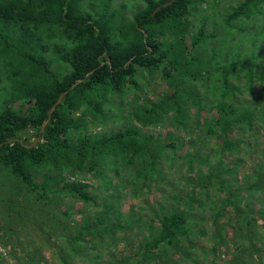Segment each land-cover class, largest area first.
I'll return each mask as SVG.
<instances>
[{"label": "trees", "instance_id": "trees-1", "mask_svg": "<svg viewBox=\"0 0 264 264\" xmlns=\"http://www.w3.org/2000/svg\"><path fill=\"white\" fill-rule=\"evenodd\" d=\"M258 16L264 0H0V205L45 225L59 264H264Z\"/></svg>", "mask_w": 264, "mask_h": 264}, {"label": "rangeland", "instance_id": "rangeland-1", "mask_svg": "<svg viewBox=\"0 0 264 264\" xmlns=\"http://www.w3.org/2000/svg\"><path fill=\"white\" fill-rule=\"evenodd\" d=\"M203 14L201 12L199 17L202 18ZM212 15V13H208V20H211ZM260 24H264V16L263 18L258 16L248 24V28L252 29L251 38L257 39V37H260L264 40V36L262 38L257 31ZM3 193L5 194V191L2 190L0 194ZM3 197L5 198V195ZM7 214H12L10 219H7L6 222H0V264H28L26 263V254L35 257L49 255L50 262L48 264H59L55 255H53L54 253H51V250L45 252L47 244L45 240L43 241L38 238L40 235H38V231L41 229L45 232L47 228L45 225L41 223L34 224L29 218L28 221H23L20 218L21 210L16 213L15 204L5 200L4 203L2 202V206L0 205V215L6 217ZM28 216H30V212ZM34 222L37 223L38 219H35ZM119 244L120 242H117V245ZM62 251L64 250L62 249Z\"/></svg>", "mask_w": 264, "mask_h": 264}, {"label": "water", "instance_id": "water-1", "mask_svg": "<svg viewBox=\"0 0 264 264\" xmlns=\"http://www.w3.org/2000/svg\"><path fill=\"white\" fill-rule=\"evenodd\" d=\"M61 95H62V93H60V95L58 96V99L60 98Z\"/></svg>", "mask_w": 264, "mask_h": 264}]
</instances>
